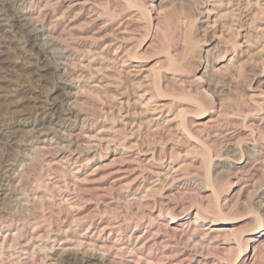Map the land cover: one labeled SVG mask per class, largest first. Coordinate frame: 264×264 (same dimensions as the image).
<instances>
[{
    "label": "rangeland",
    "instance_id": "1",
    "mask_svg": "<svg viewBox=\"0 0 264 264\" xmlns=\"http://www.w3.org/2000/svg\"><path fill=\"white\" fill-rule=\"evenodd\" d=\"M18 4L55 53L0 27V264H264V0Z\"/></svg>",
    "mask_w": 264,
    "mask_h": 264
},
{
    "label": "bare ground",
    "instance_id": "2",
    "mask_svg": "<svg viewBox=\"0 0 264 264\" xmlns=\"http://www.w3.org/2000/svg\"><path fill=\"white\" fill-rule=\"evenodd\" d=\"M22 0H10L11 4L12 5H15V4H18L19 2H21ZM2 3V2H1ZM6 3V2H5ZM4 3V4H5ZM9 4V3H8ZM2 5V4H1ZM10 5V4H9ZM19 5V4H18ZM2 7V6H1ZM15 8V7H14ZM18 10V9H17ZM21 10V9H19ZM29 18V17H28ZM27 14L22 12V11H16L15 9H11L9 8L8 10V14L6 15H3V14H0V27L1 28H8L9 30H13L14 31V34L15 36H18L20 37L22 40V43L25 45L28 44V46L34 50V54L32 55H35V60H36V68H35V72H42V73H45L47 71H49V60L51 59V56L53 55V53H55L53 51L54 49V45L52 42H49L46 37H45V40H43V42H41L39 44V40H41V36H42V33L41 31H36L35 29H32V25H31V22L30 24L27 23ZM36 27V26H35ZM127 29V28H126ZM4 32H7V31H4ZM2 36V35H1ZM4 36V35H3ZM2 36V37H3ZM7 37V36H6ZM8 38V37H7ZM6 38V40H7ZM19 38V39H20ZM52 38V37H51ZM1 39V38H0ZM2 40H5L2 39ZM49 40L50 37H49ZM129 40V39H128ZM20 41V42H21ZM124 42V41H123ZM3 43V42H2ZM5 46V45H4ZM68 47V46H67ZM13 48V47H12ZM5 50V49H4ZM7 50V49H6ZM21 50V49H19ZM1 51V50H0ZM26 51V50H25ZM19 52V51H18ZM30 52V50H29ZM60 52V51H59ZM33 53V52H31ZM125 54V53H124ZM57 55V54H55ZM17 56V55H16ZM21 56V55H19ZM27 56V55H26ZM123 56V55H122ZM31 57V56H30ZM58 58H62L63 55H57ZM24 58V57H23ZM120 58V57H119ZM21 59V58H20ZM29 60V59H28ZM2 61V60H1ZM32 63V61H30ZM52 62V61H51ZM26 63V61H25ZM29 63V62H28ZM57 63V62H56ZM33 64V63H32ZM31 64V65H32ZM24 65V64H23ZM34 65V64H33ZM51 65V64H50ZM59 65V64H58ZM54 66V65H53ZM61 66V65H60ZM24 67V66H23ZM30 67V66H29ZM56 67V66H55ZM66 67V66H65ZM65 67H59L57 66L55 68V71L56 72H60L62 70L65 69ZM3 68V67H1ZM27 68V67H26ZM1 70V69H0ZM3 70V69H2ZM5 70V69H4ZM3 70V71H4ZM21 70V69H20ZM6 71V70H5ZM66 71V70H65ZM73 71V70H72ZM29 72V71H28ZM34 72V71H33ZM64 72V71H63ZM27 73V72H26ZM25 73V74H26ZM55 73V72H54ZM67 73V72H66ZM1 74V73H0ZM65 74V73H63ZM62 74V75H63ZM56 75V74H55ZM10 76V75H9ZM31 76V75H30ZM40 76V75H39ZM42 76V75H41ZM59 76V75H58ZM67 76V74H66ZM4 76H2V79H3ZM43 77H45L46 79V76L44 75ZM50 77V76H49ZM47 77V78H49ZM5 78V77H4ZM41 78V77H40ZM62 78V77H61ZM67 78V77H66ZM36 79V78H35ZM59 79V78H58ZM50 80V79H49ZM56 80V79H54ZM2 81V80H1ZM40 81V80H39ZM44 81V80H43ZM48 82V81H47ZM60 82V81H59ZM65 82V80H64ZM50 83V82H49ZM57 83V81H56ZM66 83V82H65ZM68 83V81H67ZM72 83V82H71ZM70 83V84H71ZM8 84V83H7ZM46 84V83H45ZM64 84V83H62ZM40 86V85H39ZM47 86V85H46ZM1 87V86H0ZM36 87V85H35ZM58 87V86H57ZM3 88V86H2ZM41 88V87H40ZM51 88V87H50ZM56 88V86H55ZM8 89V88H6ZM34 89V88H33ZM37 89V88H35ZM5 91V90H4ZM15 91V90H14ZM21 91V90H20ZM28 91V89H27ZM30 92V91H29ZM37 92V91H36ZM15 93V92H14ZM18 93V92H17ZM22 95V94H21ZM25 95V94H24ZM63 95V93H62ZM6 96V95H5ZM48 97V96H47ZM5 98V97H4ZM30 98V97H29ZM28 98V99H29ZM33 99V98H32ZM39 99V98H38ZM48 99V98H47ZM34 100V99H33ZM32 100V101H33ZM41 101V100H39ZM48 101V100H47ZM36 102V101H34ZM34 104V103H33ZM37 104V103H36ZM65 104V103H64ZM39 106V105H38ZM67 106V105H66ZM35 107V106H34ZM68 107V106H67ZM38 109H41V114L40 116L42 117L40 119V121H38L36 124H34L33 126V130L35 133H37L39 136L42 135L41 133L43 132V130L45 129V125H49L51 123H58L59 120L63 119V117H67L69 112H65V110H62L60 109V106L58 104H56L55 102L54 103H50V104H46L45 107L43 108H38ZM72 114V113H71ZM37 116V114H36ZM72 116V115H71ZM74 117V116H73ZM67 119V118H66ZM38 120V119H37ZM29 132V131H28ZM7 133V132H6ZM11 134V132H8ZM7 133V135H8ZM14 133V132H13ZM27 133V132H25ZM45 133V132H44ZM5 134V133H4ZM3 134V135H4ZM15 135V134H14ZM30 135V134H29ZM37 135V137H38ZM45 135V134H44ZM21 136H23V134H21ZM24 138V137H23ZM52 138V137H51ZM8 139V138H7ZM31 139V138H30ZM9 140V139H8ZM22 140V139H21ZM27 140V138H26ZM25 140V141H26ZM65 140V139H64ZM16 141V140H15ZM21 143V142H20ZM69 143V142H68ZM25 144V142H24ZM9 145V144H8ZM12 145V143H11ZM19 145V144H18ZM10 146V145H9ZM2 147V146H1ZM18 147V146H17ZM12 148V147H11ZM15 148V147H13ZM6 150V149H5ZM4 150V151H5ZM14 151V150H13ZM2 152V151H1ZM6 153V152H5ZM11 153V152H10ZM73 154V153H72ZM4 155V154H3ZM7 155V154H6ZM12 158V157H11ZM10 158V160H11ZM13 160V159H12ZM15 162V161H14ZM10 166L9 164V160L7 159V157H3V156H0V197L2 196L1 195V191H4L3 190V184L1 182H3L5 179H7V174L8 172L10 171L8 169V167ZM177 171V170H176ZM122 172V171H121ZM126 172V171H125ZM130 172V171H129ZM10 175V174H8ZM157 175V174H156ZM13 179V178H12ZM7 183V182H6ZM68 198V197H67ZM153 235V234H152ZM158 235V234H157ZM67 241V240H66ZM69 241V240H68ZM63 242V241H62ZM70 243V242H69ZM80 243V242H78ZM84 244V243H83ZM144 244V243H143ZM22 245V244H21ZM140 247V246H139ZM153 248V247H152ZM8 250V249H7ZM8 252V251H7ZM134 253V252H133ZM25 254V253H24ZM22 255V254H21ZM120 255V254H119ZM147 256V255H146ZM10 257V256H9ZM115 257V256H114ZM15 258V257H13ZM18 258V256H17ZM24 258V257H23ZM88 258V257H87ZM90 258V257H89ZM162 258V257H161ZM27 259V258H26ZM76 259V258H75ZM92 259V258H91ZM160 259V258H159ZM84 261L81 263V264H90V260L89 259H83ZM183 261V260H182ZM19 262V261H17ZM79 262V261H78ZM24 263V261H23ZM28 263V262H27ZM67 263V262H66ZM75 263V261H74ZM110 264V262H108ZM93 264V263H92ZM96 264V263H95ZM99 264V262H98ZM117 264V263H115Z\"/></svg>",
    "mask_w": 264,
    "mask_h": 264
}]
</instances>
